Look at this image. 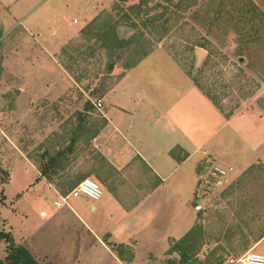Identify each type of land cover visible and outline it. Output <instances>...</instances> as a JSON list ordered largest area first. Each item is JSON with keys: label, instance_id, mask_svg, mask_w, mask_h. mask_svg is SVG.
<instances>
[{"label": "rangeland", "instance_id": "1", "mask_svg": "<svg viewBox=\"0 0 264 264\" xmlns=\"http://www.w3.org/2000/svg\"><path fill=\"white\" fill-rule=\"evenodd\" d=\"M9 1L0 0V231L40 264H118L104 243L116 223L109 214L116 209L113 184L101 185L97 201L70 196L58 207V193L37 182L34 167L49 166L60 152L91 148L90 135L103 120L97 103L118 81L117 92L147 90L150 102L182 96L186 128L195 124L203 143L186 166L196 170L206 147L216 145L218 155L203 165L228 170L222 186L188 175L202 186L195 222L182 236L185 213L175 206L134 264H230L252 246L264 252V0H184L157 26L143 21L145 10L159 14L169 1L146 0L136 27L131 7L145 0ZM163 25L169 29L161 35ZM76 171H64L71 173L57 182L74 180ZM62 185L58 191L68 194ZM7 245L0 238V259ZM119 250L128 255L123 245Z\"/></svg>", "mask_w": 264, "mask_h": 264}, {"label": "crops", "instance_id": "2", "mask_svg": "<svg viewBox=\"0 0 264 264\" xmlns=\"http://www.w3.org/2000/svg\"><path fill=\"white\" fill-rule=\"evenodd\" d=\"M49 33L52 34V31ZM133 71L132 68L124 70L123 75ZM117 82L106 102L98 107L103 111V120L90 135L91 148L80 154L73 148L53 156L56 160L51 157L49 166L38 167L34 161V167L39 176L37 182L43 183L46 189L55 193L63 183L68 184L67 188H74L81 180L92 176L88 173L90 171L96 174L95 178L101 185L112 183L114 190L111 194L115 200L111 203L116 209L109 214L116 223L106 229L105 234L109 233L110 239H106L108 243L104 240V243L118 264H134L139 257L138 253L144 252L143 245H150L165 230L163 222L173 216L175 206L178 211L185 213V218L179 224L184 231L182 236L192 225L191 222H195L196 210L193 206L200 203L197 191L202 186L195 181L192 183L187 176L199 178L204 159L215 157L218 153L216 145L204 146V156L197 159L198 163L202 161L199 167L194 170L186 166L199 154L203 143L196 134L195 124L192 131L186 128L184 108L180 107L182 96H174L172 103L161 99L150 102L152 97L147 90L138 94L124 86L121 92H117ZM190 87L212 103L230 124L231 121L198 86L191 82ZM89 120L92 121L91 118ZM71 167L77 168L79 176L74 180L66 179L62 184L57 182L61 175L71 173L64 172ZM92 207L97 210L95 205ZM261 238L264 239V234ZM112 243L123 244L128 255H117Z\"/></svg>", "mask_w": 264, "mask_h": 264}, {"label": "built area", "instance_id": "3", "mask_svg": "<svg viewBox=\"0 0 264 264\" xmlns=\"http://www.w3.org/2000/svg\"><path fill=\"white\" fill-rule=\"evenodd\" d=\"M97 106H102V102L99 101ZM200 175L211 179L214 185L222 186L227 178L228 170L226 168L216 164L207 162L202 166ZM58 193L59 198L55 200V205L60 207L68 204L70 196L78 197L84 195L94 201L99 200L103 195V189L101 184L90 177L81 180L74 188H72L68 194H61L58 189L55 190ZM48 212L41 211V216L45 217ZM230 264H264V252H258L255 250H249L238 258H230Z\"/></svg>", "mask_w": 264, "mask_h": 264}, {"label": "trees", "instance_id": "4", "mask_svg": "<svg viewBox=\"0 0 264 264\" xmlns=\"http://www.w3.org/2000/svg\"><path fill=\"white\" fill-rule=\"evenodd\" d=\"M168 1L169 3L167 4V6L164 7L163 12L159 14L158 13L151 14V11L145 10L144 13L145 18H143L144 19L143 21H147V23H151L154 26L160 25L159 21L162 19H164V23H166L171 17L164 18L165 15L172 13L174 8L176 7L178 8L180 3L184 2V0H168ZM147 3H148L147 1L146 4L142 2L140 4L139 2L138 4H135L134 6L131 7L136 11L135 19H131V17L128 16V18L131 19L130 23L132 26L134 27L138 26V22L136 19L141 15V13H143L144 11L143 6L147 5ZM161 27L164 29V32H162L161 35H164L166 33L165 31H167L169 28L166 25H163ZM52 159L56 160V157H53ZM68 189L71 190L72 188L69 187ZM0 238H4L8 243L7 254L4 258L0 259V264H40L39 260L33 254V252L26 245L22 243H17L10 232L0 231ZM122 245L123 244L112 243V247L116 248L117 250H119Z\"/></svg>", "mask_w": 264, "mask_h": 264}, {"label": "water", "instance_id": "5", "mask_svg": "<svg viewBox=\"0 0 264 264\" xmlns=\"http://www.w3.org/2000/svg\"><path fill=\"white\" fill-rule=\"evenodd\" d=\"M124 28H133V27H130V26H126V25H124ZM200 56H202L201 53H200Z\"/></svg>", "mask_w": 264, "mask_h": 264}]
</instances>
